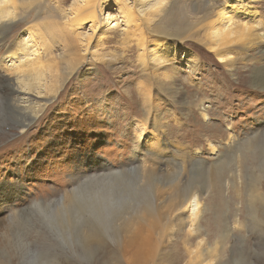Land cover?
<instances>
[{
    "label": "bare ground",
    "instance_id": "6f19581e",
    "mask_svg": "<svg viewBox=\"0 0 264 264\" xmlns=\"http://www.w3.org/2000/svg\"><path fill=\"white\" fill-rule=\"evenodd\" d=\"M256 1L76 0L65 8L66 0H0V104L11 112L14 127L21 129L20 136L25 139L33 124L41 125L40 122L48 117L52 103L67 84L78 77L80 67L87 60L92 62L90 67L110 66L112 60L109 62L97 52L103 48L105 39L116 41L119 24L112 25L115 12L121 15L125 25L120 38L126 44L122 53L136 54L139 67L145 72L166 68L158 77L160 87L168 86L173 77L171 67L177 66L174 65L175 59L180 56L177 45L190 39L214 50L233 71L237 70L239 60L233 50L241 47L248 53L255 47L258 55L249 54L244 59L251 63L252 67H246L251 71L253 82L264 84V34L248 24L234 25L227 9L228 5L243 9L252 13L246 17L255 18L259 16ZM87 25L90 32L86 31ZM21 29L16 38L14 33ZM78 30L82 32L77 33ZM184 50L186 54L179 63L187 60L189 51L187 47ZM97 60H104V63L98 65ZM189 61L185 65L192 64ZM142 111V125L145 127L151 123L152 134L159 137L157 133L165 126L164 116L150 91L144 93ZM262 127L263 131L254 135L245 147L253 158H258L260 172L256 176L249 175L247 207L255 228L261 232L264 229V217L260 214V207L264 208V124ZM145 130L135 133L127 165L116 168L103 161L87 166L70 179L69 189L53 202L35 200L20 208L1 188L0 206L3 209L0 211L11 212L0 221V227L10 225L13 239H23L22 232L25 231L21 227L31 221L37 231L36 240H46L42 244L49 246L55 241L58 246V239H61L69 249L72 248L74 258H84L85 252L90 253L93 246H104L111 240L123 249L122 254L124 249L131 253L138 264H155L154 254L147 257L141 250L142 244L146 242L157 250L164 246L168 240L164 228H176L173 218L180 216L179 219L186 224L183 214L193 207L191 227L184 241L189 257L186 264H212L214 258L221 256L218 242L206 248L204 233L200 232L198 223L207 185L205 182L197 188L188 182L182 185V170L189 154H176L177 151L172 150H177L176 147L170 145L166 137L160 136L154 144L146 145ZM171 161L179 166V172L170 174ZM219 170L222 171L220 167ZM237 175L241 176L240 172ZM165 186L168 190H163ZM232 186L240 197L243 190L234 182ZM12 188L19 191V186ZM163 195L169 203L165 211L166 204L163 199L161 201ZM33 205L39 207L33 209ZM31 209L35 215L24 219L22 213ZM238 210L241 211L239 207ZM234 221L239 225L242 223L239 217ZM161 222L163 227H159ZM43 225L49 228L53 237L42 230ZM113 229L116 235L110 233ZM196 232L200 239L192 248L190 238ZM40 233L43 238L39 237ZM23 246L28 249L27 244ZM16 248L19 260H24L25 250ZM4 251L9 254V250ZM50 251L48 247L47 253L39 257L47 256ZM48 260L53 259L46 258L49 264Z\"/></svg>",
    "mask_w": 264,
    "mask_h": 264
},
{
    "label": "rangeland",
    "instance_id": "374dc122",
    "mask_svg": "<svg viewBox=\"0 0 264 264\" xmlns=\"http://www.w3.org/2000/svg\"><path fill=\"white\" fill-rule=\"evenodd\" d=\"M66 1L64 6L69 8L76 0ZM256 2L258 17H246L252 13L233 9L230 5L228 15L234 25L248 24L264 34V0ZM114 19L112 25L119 24L116 41L105 39L103 48L97 52L109 62L112 60L110 66L90 67L92 62L87 60L85 67H80L78 77L73 78L52 103L48 117L40 122L41 125L33 124L25 139L20 136L21 129L14 127L11 112L0 104V190L4 188L2 190L7 196L11 195L12 202L20 208L35 200L53 202L69 189L70 179L87 166L103 161L116 168L127 165L134 135L146 127V145L166 137L170 145L176 147L177 150L172 149L177 151L176 154H189L182 170V185L186 182L196 188L204 182L207 185L198 223L200 232L204 233L206 248L218 242L221 256L214 258L212 264H264V229L261 232L255 228L247 207L249 175H258L260 170L258 158L245 150L252 137L263 131L264 124V84L253 82L248 69L252 67L251 63L244 59L249 54L258 55L257 49L252 47L248 53L241 47L234 49L239 60L237 70L233 71L208 46L197 40H186L183 45H177L180 56L175 59L177 66L171 67L174 71H171L170 84L160 87L158 77L166 68L145 72L139 67L136 54H123L126 44L120 38L125 25L118 12ZM89 25L86 31H89ZM21 32L22 29L14 33L16 38ZM184 46L189 54L187 60L179 63L186 54ZM189 59L192 64L185 65ZM103 61L97 60L98 65ZM146 91H150L164 116L161 120L165 126L157 133L159 137L152 134L151 123L145 127L141 123ZM179 169L171 161L170 174ZM239 172L241 176L237 175ZM233 182L243 190L240 197L232 188ZM13 186H19V191ZM163 190H168L167 186ZM16 197L20 198L13 200ZM164 197L161 196V201ZM166 202L167 199H163L164 211L169 204ZM260 211L264 217V208L260 207ZM10 212L0 211V221ZM192 212L193 207L183 214L186 224L180 216L173 218L176 228H164L168 240L158 250L146 242L142 244L141 250L147 257L154 254L155 264L187 263L189 257L184 241L188 238ZM22 214H25L24 219L33 216ZM238 217L241 225L234 221ZM163 225L161 222L159 227ZM21 230L25 231H21L23 239H13L10 225L0 227V264H48L46 258L53 259L48 260L49 264H138L131 253L124 249L122 254L123 249L111 240L104 246H93L90 253L85 252L84 258H74L72 248L69 249L61 239H58V246L55 241L49 246L46 242L42 244L46 240H36L37 231L31 221H27ZM42 230L51 235L45 225ZM110 233L116 235V230H110ZM197 236L196 232L190 238L192 248L200 239ZM39 237L43 238L41 233ZM24 244L28 245L27 250ZM16 247L25 250L24 260H19ZM48 247L51 257H39L47 253ZM6 249L9 254L2 252Z\"/></svg>",
    "mask_w": 264,
    "mask_h": 264
},
{
    "label": "snow or ice",
    "instance_id": "6c2138e0",
    "mask_svg": "<svg viewBox=\"0 0 264 264\" xmlns=\"http://www.w3.org/2000/svg\"><path fill=\"white\" fill-rule=\"evenodd\" d=\"M86 183V182H85ZM39 206L38 205H33L32 206V208L33 209H37ZM25 213L27 214V213H31L32 215H35V213L34 212H31V210H25ZM41 214H43V213H41Z\"/></svg>",
    "mask_w": 264,
    "mask_h": 264
}]
</instances>
